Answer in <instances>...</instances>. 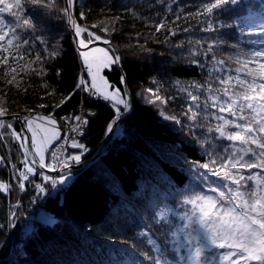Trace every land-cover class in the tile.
Listing matches in <instances>:
<instances>
[{
  "label": "snow or ice",
  "instance_id": "6c2138e0",
  "mask_svg": "<svg viewBox=\"0 0 264 264\" xmlns=\"http://www.w3.org/2000/svg\"><path fill=\"white\" fill-rule=\"evenodd\" d=\"M28 6L41 10L44 15L58 10L60 18L73 32L81 65L74 86L66 94L57 93L45 80L46 62L58 55L57 46L53 45L50 50L46 38L36 34L38 30L43 31L41 25L45 22L28 14ZM244 6L243 0H203L195 11L185 12L181 8L173 13L174 20L169 21L166 16L172 12V5L168 4L165 16L158 22L141 16L135 9H126L132 18L145 20L156 32L164 30V40L157 39V43L167 44L169 37L176 36L178 31H189V27L181 28L176 24L181 14L185 23L206 22L202 31L239 30L236 43L219 35L208 41L197 40L195 44L188 41L192 45L189 63L201 69L207 67V76L203 80L177 79L175 83L180 93H186L182 99L194 102L196 110L193 111L190 104L184 114L191 113L193 128L200 130L195 140L207 159L193 163L198 182H193L180 194L175 208L166 205L154 212L152 221L160 225L159 236L163 241L154 238L152 224L140 227L135 233L133 248L139 250V256L126 250L131 256L129 264H145L146 261L147 264H264V39L249 40L248 44L258 46L243 47L246 32L264 35V14L258 18L259 23L248 22L251 12L248 17H230L232 22L221 20L219 28L214 27L212 20L218 13ZM260 7L264 11V3ZM89 11L91 9H85L83 4L77 11L76 0H64L63 7L57 0H0V80L19 90L25 77L31 86V77L35 75L45 89H51L45 95L59 96L53 110L47 114L25 108L24 114H13L10 119L6 118L9 109L3 106L4 98L0 97V137L18 143V159L22 165L11 163L9 180L0 178V192L13 190L11 179H15L20 192L26 190V182H31L35 195L30 202L35 203L40 195L49 191V186L55 189L71 176L72 166L79 164L88 151L73 134L82 135L89 115H95L89 109L88 114L73 112L61 117L60 120L68 122L69 133L61 136L62 129L54 112L70 102L75 94H87L110 104L113 115L106 124V132H112L117 122L132 109L127 88L122 90L115 86L105 75V70L122 69L121 55L115 48L95 43L103 41L108 45L112 33L117 31L116 24L122 23L124 17H105L89 25L86 23ZM139 35L137 33V42ZM37 41L43 46L42 51L37 50ZM146 43L147 38L140 47L151 52L152 49L145 47ZM183 46L184 41L175 45ZM222 46L234 51L221 52L218 56ZM200 55L204 57L203 62L196 58ZM60 74L61 70L56 69V75ZM126 82L127 75L121 71L119 83ZM146 91L151 96L149 102L167 103L154 89ZM37 107L44 109L46 105ZM160 114L181 123L175 114L163 110ZM17 121L21 122L19 130L14 126ZM68 145L76 151L69 152ZM4 162V157H0V164ZM45 169L54 174H46ZM35 175L41 177L40 182L32 179ZM21 205L22 201L17 199L9 208L8 229L15 227ZM4 227L0 224V229Z\"/></svg>",
  "mask_w": 264,
  "mask_h": 264
},
{
  "label": "trees",
  "instance_id": "16d2710c",
  "mask_svg": "<svg viewBox=\"0 0 264 264\" xmlns=\"http://www.w3.org/2000/svg\"><path fill=\"white\" fill-rule=\"evenodd\" d=\"M201 2L203 0H76L77 11L81 4L85 9H91L86 21L89 25L98 21L93 15L99 10L125 18L123 25L116 24L117 31L112 33L110 41L122 57V69L133 72L131 77L127 75L132 95V113L117 127L99 160L71 175L59 191L48 195L41 211L50 215V220L39 219L32 223L34 211L30 199L35 195L33 183L26 182V190L20 192L14 179L10 180L13 190L10 193L0 192V224L5 225L0 229V259L7 258L10 253L12 229L7 228V217L9 208L15 205L21 193L22 205L17 210L13 257L1 264H129L131 256L126 250L139 256V250L133 248L135 233L148 224L153 225L154 238L163 241V237L159 236L162 231L160 225L152 221L154 212L166 205L175 208L180 194L193 182H198L193 163L207 159L195 140L200 130L193 128L191 113L184 114L190 104L193 105V111L196 110L194 102L182 99L186 93H180L175 83L177 79L203 80L207 76V67L201 69L189 63L192 58L189 48L192 45L188 41L192 40L195 44L197 40L208 41L219 35L230 43H236L239 30L233 32L225 28L219 32L202 31L207 26L206 22L190 20L185 23L181 14L182 18L176 24L181 28L189 27V31H178L176 36L169 37L167 44L157 43V39L164 40V30L156 32L145 20L132 18L126 9H135L141 16L158 22L165 16V5L170 4L172 12L167 13L166 18L172 21L175 18L173 13L179 9L195 11ZM243 3V8L218 13L213 17L214 27L219 28L221 20L231 23L236 16L248 17L250 12L251 19L248 22L259 23L258 18L264 14L260 7L264 0H243ZM57 4L63 7L64 0H57ZM26 12L45 22L41 25L43 31L38 30L36 34L46 38L49 49L53 45L57 46L58 55L46 62L48 73L45 80L55 87L57 93L66 94L74 86L81 65L73 33L60 18L58 10L44 15L41 10H33L28 6ZM137 33L140 34L139 42ZM146 38L145 47L152 49L151 52H145L140 47L145 44ZM262 39L264 35L258 32L251 35L246 32L243 47L258 46L247 41ZM179 41H184L182 48L175 47ZM36 44L37 50L42 51L43 46L39 41ZM232 51L222 46L217 55ZM196 58L202 62L204 60L202 55ZM56 69L61 70L60 76L56 75ZM120 73V68L105 70L110 81L123 90L119 83ZM148 88L165 97L181 123L162 119L160 112H168V104L149 102L151 96L146 91ZM46 92L50 93L51 89H45L41 79L35 75L31 77V86L25 77L19 90L0 80V97L4 98L3 106L9 109L8 113L24 114L25 108H33L47 114L53 110L52 106L58 102L59 96L45 95ZM203 99L202 95L201 103ZM16 101H22L17 109L14 108ZM81 101L82 94L77 93L70 102L55 110L60 125L63 122L61 117L78 112ZM105 103L100 98L85 101L86 107L95 110L97 115L90 119L84 135L83 141L88 148L84 161L96 153L106 136L109 120L103 114ZM39 104H45L46 108H38ZM14 126L20 129L15 122ZM4 141L10 148V154ZM4 141L0 139V157H4L5 161L0 164V178L9 180L10 162L16 163L18 167L22 165L18 159V143L10 138H4ZM32 179L41 181L38 175ZM27 220L33 225L29 230L26 227L29 225Z\"/></svg>",
  "mask_w": 264,
  "mask_h": 264
},
{
  "label": "rangeland",
  "instance_id": "374dc122",
  "mask_svg": "<svg viewBox=\"0 0 264 264\" xmlns=\"http://www.w3.org/2000/svg\"><path fill=\"white\" fill-rule=\"evenodd\" d=\"M83 1V0H82ZM115 15H117L116 13H112V12H105V11H101V10H99V11H97V12H95V14L93 15V18H95V19H97L98 21L99 20H102V19H104L105 17H110V16H115ZM123 20H125V18L123 19ZM122 25H123V23H122ZM100 47H104V46H100ZM126 74L127 75H129L130 77H131V75H133V72L131 71V70H129L128 72H126ZM131 81V80H130ZM163 97V96H162ZM165 98V97H164ZM90 99H91V97H90ZM96 100V99H95ZM21 102L22 101H16L15 102V105H14V108H18L17 106H19V103L21 104ZM166 104H168L167 105V108L169 109L168 110V112L167 113H169V114H173L174 113V111L171 109V107L169 106V103H166ZM166 112V111H165ZM103 114H104V117L106 118V119H110V117L113 115V110L111 109V106H110V104L108 103V102H106L105 103V106L103 107ZM161 115V114H160ZM162 117V119L163 120H165V121H168L167 119H165L163 116H161ZM170 121V120H169ZM65 124H64V123ZM63 122H62V124L60 125V127H61V129H62V131H61V136H64V135H66L67 133H68V128H66L65 127V125H66V122L63 120ZM176 124H178V123H176ZM88 130V129H87ZM87 130H85L83 133L84 134H82L83 136H82V142L81 143H84V141H83V139H84V135H85V132L87 131ZM69 134V133H68ZM55 143L56 142H54V146H55ZM86 145V144H85ZM71 148V146L70 145H68V151L70 152V151H76V150H74V149H72ZM99 149V148H98ZM106 149V148H105ZM105 151V150H104ZM97 152V151H96ZM87 154H88V151L87 152H85L84 153V155H83V157H82V159H81V162L80 163H82V162H84V157L85 156H87ZM95 154V153H94ZM93 154V155H94ZM92 155V156H93ZM75 165H78V164H74L73 166H75ZM72 175V174H71ZM39 176V175H38ZM40 177V176H39ZM41 178V177H40ZM70 180V177L67 179V181L64 183V184H66L68 181ZM57 187H59L60 188V185H58ZM56 187V188H57ZM53 189V188H51V186H49V191L46 193V194H42V195H40L36 200H35V203H31V206H32V211H34V220H33V222L32 223H35V220H37V218L38 219H47V220H50V218H52L50 215H48L47 213H45V212H43V211H41V208H42V205H43V203L48 199V194L50 195V194H52V192L54 191V192H57L58 190L57 189ZM30 206V207H31ZM32 213V212H31ZM39 216V217H38ZM16 223V222H15ZM27 223H29V225H27L26 227H27V229L29 230L31 227L33 228V225L32 224H30L31 222L29 221V220H27ZM16 227H17V225H16ZM15 230H16V228H15ZM15 230H14V234H15ZM13 239H14V235L12 236V244H11V247L13 246L14 247V245H13ZM14 250H15V248H14ZM10 252H11V250H10ZM9 255H10V253H9ZM9 255H8V257H9ZM7 257V258H8ZM13 257V256H12ZM11 257V258H12ZM7 258H5V259H3V260H6ZM10 258V259H11ZM9 259V260H10ZM8 260V261H9Z\"/></svg>",
  "mask_w": 264,
  "mask_h": 264
},
{
  "label": "water",
  "instance_id": "95a60500",
  "mask_svg": "<svg viewBox=\"0 0 264 264\" xmlns=\"http://www.w3.org/2000/svg\"><path fill=\"white\" fill-rule=\"evenodd\" d=\"M70 30H71V29H70ZM71 31H72V30H71ZM72 33H73V32H72ZM73 36H74V35H73ZM74 41H75V39H74ZM95 43H96L98 46H104V47H109V48H115V49H116V47L113 45V43H112L111 41H110V43H109L108 45H105L103 41H98V42H95ZM75 45H76V43H75ZM76 47H77V45H76ZM116 51H117V53L120 55V53H119V51H118L117 49H116ZM120 70H121L123 73L126 74V71H124V70L121 69V68H120ZM126 75H127V74H126ZM122 88H123V89L127 88L128 92H129V94H130V95H129V99H130L131 102H132V95H131V92H130V89H129L128 77H127V82H126V84H122ZM131 113H132V109H131V111H130L129 113H127L124 117H122V118L117 122V125L114 126L112 132H107V133H106V136H105V138H104V141H103L102 144L100 145V147H99V149L97 150V152H96L91 158H89L88 160H86V161H84V162H82V163H80V164H78V165L72 166V173H71L72 175L75 174V173H77L78 171H82V170H84V169H87L90 165H92L94 162H96L97 160H99V158L101 157L102 153L104 152L106 146H107L108 143L111 141V139L114 137L117 127H118V126L121 124V122H122L125 118H127ZM13 114H14V113H13ZM13 114H7V117H6V118H9V119H10L11 116H12ZM15 114H17V113H15ZM18 115H20V114H18ZM15 123H17L19 126H21V122L17 121V122H15ZM0 139H2V140L4 141V138L0 137ZM4 144H5L6 148H7L8 153L10 154V148L8 147V145L6 144L5 141H4ZM10 163H13V162L11 161ZM11 171H12V169H11ZM44 171H45L46 174H54V173H48V170H47V169H45ZM14 182H15V179H14ZM15 183H16V182H15ZM22 195H23V194L21 193L20 198H19L20 200H22ZM15 222H16V223H15V227L12 228V236L14 235V230H15V228H16V225H17V223H18V220L16 219ZM10 250H11V252H10L9 257H8L6 260H2V262H6V261H8V260L13 256V254H14V247L12 246Z\"/></svg>",
  "mask_w": 264,
  "mask_h": 264
},
{
  "label": "built area",
  "instance_id": "2783aa9c",
  "mask_svg": "<svg viewBox=\"0 0 264 264\" xmlns=\"http://www.w3.org/2000/svg\"><path fill=\"white\" fill-rule=\"evenodd\" d=\"M95 98H96V97H91L92 100L95 99ZM88 99L90 100V96H88L87 94H82V101H83V104H81V105L79 106V108H78V112H77V113H81V112H83L84 114H88L90 108H87L86 105H85V101L88 100ZM91 112L95 113V115H94V116H93V115H89V123H90V119H91V118H94V117L97 115V112H96L95 110H92V109H91ZM65 122H66V125H67L68 122H67V121H65ZM89 123L84 127V131L88 129V127H89ZM64 124H65V123H64ZM66 125H65V127L67 128ZM83 134H84V133H83ZM66 135H68V133H67ZM73 135H77V138L82 142V136H83V135H79V134H73ZM71 150H72V149H71ZM70 152H72V151H70ZM56 189L58 190L59 187H57ZM48 195H49V194H48ZM47 197H48V196H47Z\"/></svg>",
  "mask_w": 264,
  "mask_h": 264
},
{
  "label": "bare ground",
  "instance_id": "6f19581e",
  "mask_svg": "<svg viewBox=\"0 0 264 264\" xmlns=\"http://www.w3.org/2000/svg\"><path fill=\"white\" fill-rule=\"evenodd\" d=\"M13 113H14V114L17 113V114H20V115L23 114V113H18V112H13ZM13 113H8V114H13ZM38 220H39V219L37 218V220H35V222H37ZM2 260H3V259H0V264L2 263Z\"/></svg>",
  "mask_w": 264,
  "mask_h": 264
}]
</instances>
